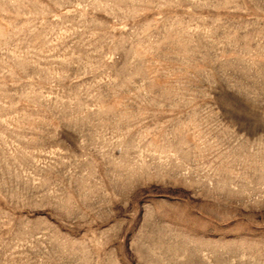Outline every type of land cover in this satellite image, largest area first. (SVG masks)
Here are the masks:
<instances>
[{"label":"rangeland","instance_id":"obj_1","mask_svg":"<svg viewBox=\"0 0 264 264\" xmlns=\"http://www.w3.org/2000/svg\"><path fill=\"white\" fill-rule=\"evenodd\" d=\"M0 264H264V0H0Z\"/></svg>","mask_w":264,"mask_h":264}]
</instances>
